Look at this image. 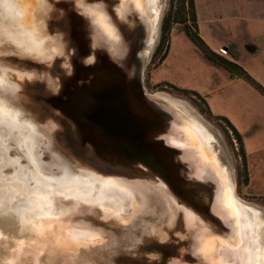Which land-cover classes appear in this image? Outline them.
<instances>
[{
	"label": "water",
	"instance_id": "water-1",
	"mask_svg": "<svg viewBox=\"0 0 264 264\" xmlns=\"http://www.w3.org/2000/svg\"><path fill=\"white\" fill-rule=\"evenodd\" d=\"M36 3L46 10L43 30L37 27L36 31L45 33L42 36L46 38L47 56L53 54L52 48L56 49L54 56L50 61H40L24 57L12 44L2 43L0 64L31 77L24 78V100H15L14 104L21 108L24 119L35 125L39 134L38 158L41 151L49 154L61 150L73 162L75 171L52 153V165L59 173L61 167L78 173L80 165H86L122 178L135 194L134 201L122 207L121 219L102 217L95 205L76 207L73 220L83 223L76 214L88 210L96 220L84 222L103 234L100 243L80 247L78 255L84 262L79 264H208L196 250V233L182 236L186 233L184 208L194 211L228 245L221 253V243L214 238L218 245L212 264H226L225 260L227 264H240L231 258L245 245L241 232L245 219L238 213L230 217L225 209L222 212L220 200L231 184L211 134L185 109L146 94L143 87L146 48L155 36L160 0H140L139 9L129 2L120 16L126 5L122 0H35V6ZM33 8L27 13L35 17ZM88 9L102 11L114 27L112 37L93 21ZM184 128L204 130L205 139L200 138L205 148L203 162L194 155L197 144L185 139ZM170 137L184 142L185 148L168 142ZM9 144V152L18 153ZM42 167L53 173L50 165ZM244 209L252 223L247 264H264V235L258 238V214L251 217L250 209ZM0 213V230L8 242L32 234L27 226L21 228L15 214ZM172 214L176 215V229L161 236V227ZM261 227L264 229V223ZM3 247L8 244L0 243V254ZM117 253L120 255L112 256ZM102 254H106L103 261L97 259ZM56 263L65 264L64 257ZM41 264H46L45 259Z\"/></svg>",
	"mask_w": 264,
	"mask_h": 264
},
{
	"label": "rangeland",
	"instance_id": "rangeland-1",
	"mask_svg": "<svg viewBox=\"0 0 264 264\" xmlns=\"http://www.w3.org/2000/svg\"><path fill=\"white\" fill-rule=\"evenodd\" d=\"M34 1L14 0L13 3L17 2L22 7V5H28L29 3L34 4ZM193 1L197 11L198 32L210 49L227 59L234 60L264 88V0ZM125 9H123L122 13ZM169 10V0H160V14L155 36L151 45L146 48L148 50V58L143 70L145 93L156 99L162 100L164 98L176 103L211 134L214 150L217 152L221 164L227 171L232 187L231 192L234 193L232 195L240 202V208L243 213L245 212V206V208L255 210L254 213H251V216L258 214L257 219L260 221L258 226L261 230L259 233L260 237L258 238H262L264 235V229L261 227L264 223V96L241 79L229 75L224 70L205 60L183 33L182 27L175 23L170 26L168 40L161 47L162 23ZM14 12L12 11V13ZM0 17H4V15L1 14ZM163 55L165 58L161 59ZM0 66L2 65L0 64ZM174 88L196 92L204 99L213 116L228 119L238 130L243 142L246 172H243L238 142L231 131L227 129L225 123L221 120L208 118L203 112L204 106L200 105L201 103L196 97L190 96L186 98L176 92ZM6 89V87L1 88V95H5ZM1 105L7 107L5 111L8 113L10 111V114L7 115L8 118H4L3 120L9 122V120H13L14 118L18 119L8 104L0 103V109L3 111L4 108ZM20 111L23 115L22 110ZM8 130H10V126L5 128V126H1L0 124V135L4 138L5 143L14 145L12 141H9L11 131L9 134ZM32 130L39 137L37 130ZM186 131L189 132L190 130L186 129ZM29 139L33 142V134L29 136ZM34 143L35 148L38 141H34ZM34 148L33 150H35ZM0 149L1 152L5 151L4 154L0 152L2 162L4 163V159L6 158L10 162L8 167L0 171V174L4 172L3 176L9 177L13 175L16 171L13 167L18 166L19 161L22 165L28 163L26 158L22 157L17 149L18 153H15V151L10 153L9 147L1 143ZM39 153L41 160L39 162L47 166L50 165L52 167L51 171L56 173L57 177H61L66 170H70L67 167H61L63 171L59 173L58 169L52 165L53 158L50 155L52 153L57 155L71 170L75 171L73 162L67 158V155L63 151L55 150L49 154L44 151ZM1 159L0 167L2 166ZM53 173L45 172V174L55 175ZM246 173L248 177L247 184L244 182ZM91 188L94 192L85 201L87 204H99L104 211H111L113 215L121 213V209H116V203L103 204L97 203L94 200L96 193L103 197V199L107 196L108 190L101 191L103 189L102 184L93 185ZM11 189L14 192L13 188ZM3 190L5 189L3 188ZM6 191L8 190L6 189ZM6 196L3 198L0 196V203L10 198L11 195ZM56 211L53 210L54 213ZM19 214L25 226L30 229V232L31 230H38L41 233L40 230L43 228L42 222L36 221V218L24 208L20 210ZM76 217L89 222H91L90 219L96 220L93 213L88 210H80L76 214ZM49 219H51L50 216ZM119 219H121L120 216ZM36 222L39 223L36 224ZM97 229L103 236L101 230ZM43 230L44 233L42 234H45V228ZM66 230L69 231L70 229L66 227ZM85 233L90 235V238L95 237L91 232ZM77 235L81 236V234ZM42 237L39 239L41 240ZM13 243H7L8 247H6V250L11 249ZM114 249L118 250V248ZM19 250L20 248L18 252ZM9 253L10 250H8V253L6 252L7 256ZM105 255L102 254L97 259L103 261ZM119 255L118 253L112 254L113 257ZM49 260L50 256H48Z\"/></svg>",
	"mask_w": 264,
	"mask_h": 264
},
{
	"label": "bare ground",
	"instance_id": "bare-ground-1",
	"mask_svg": "<svg viewBox=\"0 0 264 264\" xmlns=\"http://www.w3.org/2000/svg\"><path fill=\"white\" fill-rule=\"evenodd\" d=\"M40 1L44 2V0ZM139 1L140 0H122V3L126 2L124 9L129 2L134 3L135 7L139 9ZM13 2L14 0H0V13L4 15V17H0V45L2 43H6V45L12 44L24 57H35L40 61H50L54 56L56 49L52 48L53 54L48 53L49 56H47V48L45 45L46 38L42 36V34L45 33L43 31L41 33L40 30L36 31L37 27H41L43 30L42 20L46 15V10L44 9L43 11L41 4L39 6V4L36 3L37 6H35V1L34 4L29 3L28 5H22V7L17 2ZM31 8L36 12L35 17L27 13V10L29 11ZM12 11H15L16 13H12ZM88 11L89 14L93 16V21L97 23L101 30L109 37H112L114 27L110 21H107L108 19L102 11L97 12L92 9H88ZM122 11L119 12V16L122 14ZM32 23L35 24V27L32 26ZM113 39L116 40L117 38L114 37ZM28 76L30 75L26 76L25 73L15 71V69L13 70L12 68L9 69L4 65L0 66V90L3 87L7 88L5 95H1L0 93V103L8 104L14 115L18 117V119L14 118L13 120H9V122L3 120L4 118H8L7 115L10 114V111L8 113L5 111L7 107L1 105L4 110L2 111V109H0V116L2 115L0 117V124L1 126H5V128L10 126V130H8L9 134L11 131L9 141L14 143L15 148L28 162L26 165H22L18 160L19 165L13 167L14 170H16L15 173L9 177L3 176L4 172L0 174L1 198L6 195H11L10 198H7L3 203H0V212L4 211L5 213L11 212L15 214L18 217L17 219L20 220L22 228V226L25 227V224L21 219L22 217L20 218L19 213L20 210L24 208L29 214L36 218V221L43 223V228L40 230L41 233H39L38 230H31L32 234L30 236L14 238L15 240L11 249H8L10 250L8 256L6 254V252L8 253V250H6V247H3V253L0 254V264H41V261L44 259L46 264H57L56 261L61 257H64L65 264H79L80 262H84V260L78 255L80 247L87 248L91 245L100 243L103 237L96 227L88 225L89 222L83 221L82 223L80 221H74L72 218V213L77 206L81 204L89 206L85 201L94 192L91 187L93 185L102 184L103 189L101 191L108 190L107 196L104 199L96 193V198H94V200L97 203H116V209H121L119 215H113V212L111 211H104L99 204H90L97 206L100 209L101 216L104 218L114 217L119 219V216L121 217L123 215L122 207L126 204H131L132 201H134L135 194L127 187L128 185L122 180V178L116 177L110 173L104 174L103 172L90 169L86 165H80L78 173L66 170L61 177L45 174L47 171L43 169L36 153L38 144L34 148V144L36 143H34V141H38V135L32 130L36 129L35 125L32 120L30 122L28 119H23L24 117L20 111L21 108L19 106L16 107L14 104L17 103L14 102L15 100H24L21 97V89H23L22 85L24 78ZM30 115L32 116V114ZM186 129L188 128L183 129L184 137L197 144L198 150L194 151V155L201 161V159L205 157V148L203 143L200 142V138L205 139V137H202L204 131L198 128H191L188 129L191 132H187ZM32 134L34 137V140L32 139L33 142L29 139V136ZM168 142L177 146L179 149L185 148L184 142L176 140L173 137H170ZM205 142V146H209V149H211L208 141ZM0 143L4 146L10 147L9 144L5 143L4 138L1 137V135ZM33 148L35 150H33ZM4 152L5 151L3 150L1 153L4 154ZM212 159L217 163L214 153ZM1 163L2 166L0 167V171L10 165L7 158L4 159V163L1 159ZM60 170L63 171L62 168H60ZM161 182L166 185L163 181ZM2 186L5 190H3ZM11 188H13L14 192H12ZM6 189L8 191H6ZM232 194L231 187L229 186L227 192L224 191L223 193V199L220 200L221 209L223 210L222 212H224V209L228 210V215L230 217L233 214L238 213L243 219H245L241 226L245 245L240 251L236 252L231 259L234 263L240 261V264H247L249 258L248 249L252 243V239L250 235H248V232L251 230L252 223L249 214L247 215L245 212L243 213L238 200H236ZM142 204L143 208L145 203L142 202ZM249 209L251 213L255 212V210L251 208ZM53 210H57V213H54ZM49 216L51 219H49ZM38 223L39 222H36V224ZM184 225L186 233L182 235L183 238H186L193 232L196 233L198 241L196 250L203 258H205L206 263H213L215 249L218 245L214 238H217L221 243V253L227 248L228 245L226 242H221V235H218L215 231H210L206 222L191 209L184 208ZM66 227L70 230H66ZM0 228L3 227L0 226ZM44 228L46 233L42 234L44 233ZM169 229L171 231L176 229L175 214H172L167 222L164 221V225L160 230V235L167 236L169 232H171L168 231ZM85 232H91L95 237L90 238V235H87ZM77 234H81V236ZM40 237H42L41 240L39 239ZM0 241V243H10L8 242V239L3 238L1 230ZM19 248L20 250L18 252ZM230 252L231 251H226V254ZM20 254L21 256H19ZM48 256H50L49 261ZM76 257L78 261L76 260ZM225 263L227 264L228 261L225 260Z\"/></svg>",
	"mask_w": 264,
	"mask_h": 264
},
{
	"label": "trees",
	"instance_id": "trees-1",
	"mask_svg": "<svg viewBox=\"0 0 264 264\" xmlns=\"http://www.w3.org/2000/svg\"><path fill=\"white\" fill-rule=\"evenodd\" d=\"M169 3V13L166 15L162 23L160 39L161 47L168 40L170 26L175 23L182 27L183 33L190 40L193 46L200 52V54L205 60L224 70L229 75L236 76L238 79H241L243 82L248 84L250 87L254 88L262 96H264V88L258 82H256L242 66L237 64L234 60L227 59L211 50L210 47L206 44V42L202 39L198 32L197 15L193 0H169ZM164 55L161 59L165 58ZM174 90L186 98L190 96L196 97L201 103L199 104L201 106H204L203 112L208 118L214 120H221L225 123L227 129L231 131L235 140L238 142L243 172H246L243 142L241 134L238 132V130L229 122L228 119L213 116L210 110L208 109V106L204 99L196 92L179 88H174ZM247 181L248 177L246 173V177H244V182L247 184Z\"/></svg>",
	"mask_w": 264,
	"mask_h": 264
},
{
	"label": "crops",
	"instance_id": "crops-1",
	"mask_svg": "<svg viewBox=\"0 0 264 264\" xmlns=\"http://www.w3.org/2000/svg\"><path fill=\"white\" fill-rule=\"evenodd\" d=\"M195 9H196V7H195ZM196 15H197V11H196Z\"/></svg>",
	"mask_w": 264,
	"mask_h": 264
}]
</instances>
